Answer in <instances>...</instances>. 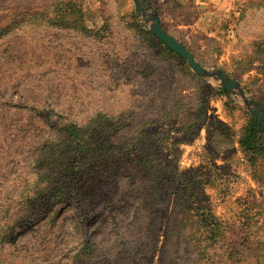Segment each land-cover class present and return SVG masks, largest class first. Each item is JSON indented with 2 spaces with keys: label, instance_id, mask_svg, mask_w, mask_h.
<instances>
[{
  "label": "rangeland",
  "instance_id": "rangeland-1",
  "mask_svg": "<svg viewBox=\"0 0 264 264\" xmlns=\"http://www.w3.org/2000/svg\"><path fill=\"white\" fill-rule=\"evenodd\" d=\"M141 1L264 107V0ZM149 24L133 0H0V264H207L204 211L218 255L264 235V152L240 145L252 126L264 151V124Z\"/></svg>",
  "mask_w": 264,
  "mask_h": 264
},
{
  "label": "trees",
  "instance_id": "trees-1",
  "mask_svg": "<svg viewBox=\"0 0 264 264\" xmlns=\"http://www.w3.org/2000/svg\"><path fill=\"white\" fill-rule=\"evenodd\" d=\"M189 1L191 2V0ZM147 35L155 40L157 44L170 55H176L165 47L153 34L147 33ZM183 64L185 65V62H183ZM222 92L226 93L224 90H222ZM89 127L90 125L81 128L74 125L68 126L67 130L70 142L82 149L93 150L88 145L90 141L88 139V135L90 134ZM257 140V129L251 126L240 141L241 148L243 151L252 154V157L262 155L264 151L258 148ZM148 173L147 176L154 174L151 169ZM137 187L140 195L137 196L138 204L135 209L136 216L137 213L145 211V204H147L145 200L147 197L144 192L146 185L140 186V184H138ZM197 218V225L200 233L196 241V248L200 252V260L207 264H264V235L258 232L246 234L244 237L245 240H247L246 244H236L235 247L228 246L227 250H224L222 253L219 252L218 255L219 250H216L215 247L220 246V244L226 240L229 232H225V230L221 228L219 219L210 211L202 212Z\"/></svg>",
  "mask_w": 264,
  "mask_h": 264
},
{
  "label": "water",
  "instance_id": "water-1",
  "mask_svg": "<svg viewBox=\"0 0 264 264\" xmlns=\"http://www.w3.org/2000/svg\"><path fill=\"white\" fill-rule=\"evenodd\" d=\"M133 2L137 16H142L146 22L150 23V32L160 42H162L169 50L180 56L196 75L200 77L213 78L215 81L220 83L223 89L232 95L236 94V90H238L239 95L243 99L244 104L248 108V111L254 121L264 124V107L256 100L248 99L244 91L241 89L238 81L232 79L222 70L209 72L201 67L190 52L164 30L156 11L152 10V13L148 14L147 8L144 7L141 0H133ZM147 4V6L151 8L150 3L148 2Z\"/></svg>",
  "mask_w": 264,
  "mask_h": 264
}]
</instances>
